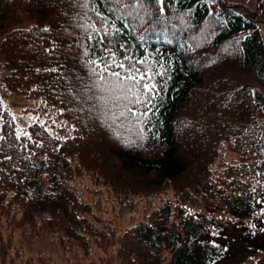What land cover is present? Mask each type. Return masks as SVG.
<instances>
[{
	"label": "trees",
	"instance_id": "obj_1",
	"mask_svg": "<svg viewBox=\"0 0 264 264\" xmlns=\"http://www.w3.org/2000/svg\"><path fill=\"white\" fill-rule=\"evenodd\" d=\"M80 3L0 0V89L47 115L18 132L0 96V264H223L215 210L264 228V13L153 0L100 45L92 9L111 23L116 5ZM112 53L162 73L142 123L98 111L88 61Z\"/></svg>",
	"mask_w": 264,
	"mask_h": 264
},
{
	"label": "snow or ice",
	"instance_id": "obj_2",
	"mask_svg": "<svg viewBox=\"0 0 264 264\" xmlns=\"http://www.w3.org/2000/svg\"><path fill=\"white\" fill-rule=\"evenodd\" d=\"M104 2L109 5H116L112 8L114 19L110 23L108 16L100 13L97 8H93L100 27L89 26L92 32H103V37L96 41L100 45L104 44L110 30L115 29L119 32V29L116 28L117 22L126 20L128 17L142 22V13L149 12L153 0H104ZM156 2L161 4L160 11L162 12L164 0H156ZM94 3L95 0H81L80 7L88 9L89 5ZM124 27H128V25L125 24ZM163 32L164 30L161 29V34ZM88 39L91 41L93 37L89 36ZM88 54V52L85 53V55ZM125 61L128 63L126 64ZM88 63L95 65L91 74L99 78L96 87L102 93H106V95L98 98L101 101L98 111L102 113L105 120H111L113 124L117 120L121 123L125 121L131 123L133 120L136 123H142V117L146 116L147 113H138L135 107L143 105L147 108L152 105V101L159 95L157 85L153 81L155 76L162 75V73L153 70L147 57L134 59L127 54L121 60H117L115 53H112L111 56H101L99 60L90 59ZM115 69H120V71ZM19 138L18 134L17 139Z\"/></svg>",
	"mask_w": 264,
	"mask_h": 264
},
{
	"label": "rangeland",
	"instance_id": "obj_3",
	"mask_svg": "<svg viewBox=\"0 0 264 264\" xmlns=\"http://www.w3.org/2000/svg\"><path fill=\"white\" fill-rule=\"evenodd\" d=\"M231 1L246 3L259 14L262 13L263 15L264 13V0ZM1 36L2 35L0 34V38ZM1 60L0 55V61ZM0 96L12 114L18 132L32 121L43 122L44 118L47 116L45 112L42 111L43 101L38 96L24 97L15 91L2 89H0ZM206 210L209 211V213L213 212L210 208H206ZM213 213L218 215L216 219H218V222H220L219 225L223 228L222 234L225 235V243L229 246V255L222 260L223 264H264V228H262L263 230L254 233V235H250V231H255L260 227L257 225H242L243 228H240L229 220V214L224 210H215ZM219 216H225V219H221ZM138 218L139 216L135 217L132 221L124 219L119 225L118 230L136 222ZM97 255L102 256L101 253H98ZM97 260H99V258H97ZM76 264L86 263L79 262ZM103 264H116L112 253L104 259Z\"/></svg>",
	"mask_w": 264,
	"mask_h": 264
}]
</instances>
